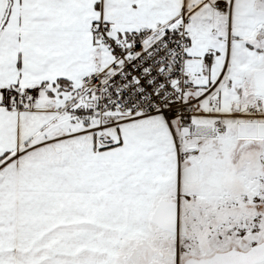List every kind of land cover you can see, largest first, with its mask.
Here are the masks:
<instances>
[{"label": "snow or ice", "instance_id": "1", "mask_svg": "<svg viewBox=\"0 0 264 264\" xmlns=\"http://www.w3.org/2000/svg\"><path fill=\"white\" fill-rule=\"evenodd\" d=\"M0 264H264V0H0Z\"/></svg>", "mask_w": 264, "mask_h": 264}]
</instances>
